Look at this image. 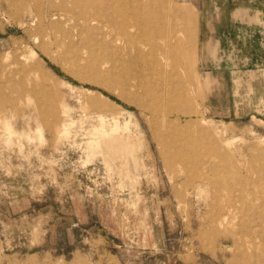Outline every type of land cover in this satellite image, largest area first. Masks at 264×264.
<instances>
[{
  "label": "rangeland",
  "instance_id": "374dc122",
  "mask_svg": "<svg viewBox=\"0 0 264 264\" xmlns=\"http://www.w3.org/2000/svg\"><path fill=\"white\" fill-rule=\"evenodd\" d=\"M122 1L0 0V264H264V0Z\"/></svg>",
  "mask_w": 264,
  "mask_h": 264
},
{
  "label": "crops",
  "instance_id": "0c3cea01",
  "mask_svg": "<svg viewBox=\"0 0 264 264\" xmlns=\"http://www.w3.org/2000/svg\"><path fill=\"white\" fill-rule=\"evenodd\" d=\"M251 9L252 6L244 7L246 16L243 17V21H233V23L243 25L242 30L243 34L245 33L244 36L247 34V32L249 33L248 39L247 37L246 39L244 37L245 41L242 42V40H239L238 56L241 60H243L244 66H247L248 68L249 66L254 65L256 69L259 70V68L257 67V63L259 64L260 61L254 59L253 50L255 48H261L262 50L264 49V16L253 14ZM238 13L242 14L243 12L239 11L237 12V14ZM213 21L214 19H210V21L205 23V25L203 24V22H200L199 27L197 24L199 41L198 60L201 68L205 69L206 71H211V66L214 63V61L211 59L209 49L217 47L219 49V52L224 54L225 46L223 42L227 40V35H229L227 31L214 26ZM260 70H264V68Z\"/></svg>",
  "mask_w": 264,
  "mask_h": 264
},
{
  "label": "bare ground",
  "instance_id": "6f19581e",
  "mask_svg": "<svg viewBox=\"0 0 264 264\" xmlns=\"http://www.w3.org/2000/svg\"><path fill=\"white\" fill-rule=\"evenodd\" d=\"M117 1H120V0H100V5L99 7L101 8H105L106 6L110 7L111 4L117 2ZM151 3V1H150ZM122 15L125 14L126 12L129 11V2L126 1V0H123L122 1ZM108 7V8H109ZM142 7V6H141ZM169 8V7H168ZM179 11V10H178ZM100 12V11H99ZM163 12V11H162ZM171 14H174V13H171ZM172 16V15H171ZM187 17V15H186ZM182 20V19H181ZM196 22V21H195ZM131 28H133V26H131ZM172 32V31H171ZM113 39V43L115 42H118V39L116 38H112ZM124 42H123V51L127 54V59L122 61V65L123 64H129V63H132L133 60H134V55L136 54H139L140 53V50L138 48V45L137 43H133L131 38L128 36V37H125L123 38ZM109 43H101L99 44V57L100 58H103V54H104V51H106L108 48H109ZM124 53V54H125ZM124 56V55H123ZM147 61V60H146ZM120 63V64H121ZM143 71V70H142ZM131 74H130V78H133L135 76V73H134V70L130 71ZM152 113V112H151ZM96 143L103 147L104 149H106L109 153H111V158L116 160V156L123 150L127 151L126 149H124L125 147L123 146L122 142L119 140V139H116V138H113V137H103L102 140H97ZM183 144V143H182ZM128 152V151H127ZM129 154V153H128ZM110 158V159H111ZM225 165V164H224ZM211 166V165H209ZM260 196V195H259ZM236 197V196H235ZM261 200H262V205L264 207V198L263 197H259ZM218 208V207H217ZM257 219V218H256ZM260 223H261V227L264 229V214L263 216H261L260 218ZM251 220V219H250ZM229 221V215H224L222 217V220L219 222V225L220 226H224L225 224H227ZM259 222V221H258ZM245 226V225H244ZM263 239H264V234H263ZM255 252V251H254ZM240 255V254H239ZM254 262V261H253Z\"/></svg>",
  "mask_w": 264,
  "mask_h": 264
}]
</instances>
